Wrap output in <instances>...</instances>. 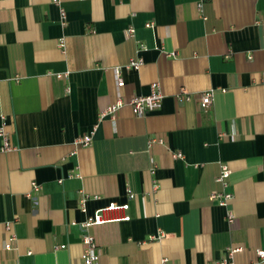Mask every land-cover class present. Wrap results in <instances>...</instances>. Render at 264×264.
<instances>
[{
  "label": "crops",
  "instance_id": "crops-1",
  "mask_svg": "<svg viewBox=\"0 0 264 264\" xmlns=\"http://www.w3.org/2000/svg\"><path fill=\"white\" fill-rule=\"evenodd\" d=\"M154 82L159 108L99 118ZM1 116L0 264H82L86 233L100 264H207L228 247L264 264V0H0ZM221 164L228 206L209 198ZM110 202L130 218L80 226Z\"/></svg>",
  "mask_w": 264,
  "mask_h": 264
},
{
  "label": "built area",
  "instance_id": "built-area-1",
  "mask_svg": "<svg viewBox=\"0 0 264 264\" xmlns=\"http://www.w3.org/2000/svg\"><path fill=\"white\" fill-rule=\"evenodd\" d=\"M51 2L59 5L60 0H51ZM61 16H64V10L60 7ZM151 23H148L147 26H151ZM134 29L128 28L127 34L128 36L133 35ZM142 65V59L141 58H133L129 60L124 68L126 69H138ZM115 75H116V86L117 88H120L124 85V81L122 79L120 68L115 67L114 68ZM59 78H63L67 75V73H57L55 74ZM150 92L146 95H135L129 100H124L120 96L117 97L116 101L109 105L106 109L102 110L100 112L99 118H103L105 116H109L111 120H115L117 117V113L119 109L124 104H129L132 107V111L137 116H143L148 111L157 109L161 106L162 99H163V93L162 90L157 82H154L151 84V89H149ZM186 89L181 90L177 94L178 99H189V95ZM212 101V91L208 90L205 92H202L200 96V102L199 105L201 108L205 109L207 108ZM2 125L0 126V151H8L12 148L9 133L4 128V121L5 117L1 116ZM94 128L91 132L83 134L77 140L75 141V144L77 146H87L92 143L93 134L95 132ZM149 144H153L155 142L160 143L161 139L159 138H151L149 139ZM175 157L180 156V154L175 153ZM229 175H230V169L227 164H221L219 174L216 178V180L221 183L222 190L221 191H213L210 193L209 198L211 200H216L221 206H228L232 194L225 191L226 187L229 183ZM34 190H39L38 184H33ZM134 194L130 190H128V197L133 198ZM85 201L86 198L83 197L80 200V208L81 210L85 211ZM129 208L128 203H117V202H110L106 206H103L101 208H98L92 216H89L85 221H83L80 226L83 228H88L91 225L94 224H101L107 221H116V220H128L130 216L126 213L127 209ZM114 212H124L121 216H107L108 213H114ZM235 215L233 214L232 210H227L226 219L230 223L234 220ZM165 234L160 233L156 236H152V238H160L164 236ZM13 237L10 236L8 238V241L5 243V248H10L12 243ZM82 243L84 245L82 254H81V260L82 264H100L99 261V252L97 249V244L95 243L93 235L86 233L82 236ZM240 247H228L226 249V256L222 259L217 260L215 262L207 263V264H236L233 261V254L240 250ZM257 254L261 259H264V249H258Z\"/></svg>",
  "mask_w": 264,
  "mask_h": 264
}]
</instances>
